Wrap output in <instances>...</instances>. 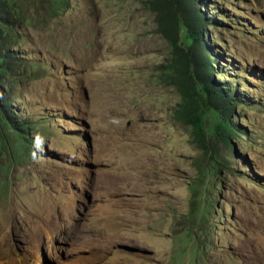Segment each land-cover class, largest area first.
<instances>
[{
    "label": "rangeland",
    "instance_id": "374dc122",
    "mask_svg": "<svg viewBox=\"0 0 264 264\" xmlns=\"http://www.w3.org/2000/svg\"><path fill=\"white\" fill-rule=\"evenodd\" d=\"M148 1L0 0V264H264V0Z\"/></svg>",
    "mask_w": 264,
    "mask_h": 264
},
{
    "label": "trees",
    "instance_id": "16d2710c",
    "mask_svg": "<svg viewBox=\"0 0 264 264\" xmlns=\"http://www.w3.org/2000/svg\"><path fill=\"white\" fill-rule=\"evenodd\" d=\"M147 4H150V9L153 12L159 11L157 23L160 26V33L170 42V44L176 47V41L173 38V27L165 24L166 19L169 18V15L176 17L177 15L182 14V26L186 29L188 38L192 43L201 50V52H207L206 41L204 40L206 34V25L208 24L205 14L201 11L198 2L195 0H155V2L148 1ZM165 5H168L167 12L160 13V10ZM1 9V4H0ZM1 12V10H0ZM1 15V14H0ZM215 21V20H214ZM216 22V21H215ZM9 38V32L4 31L0 26V86L5 80L6 75H8L9 66L8 64L15 60V52L7 46V41ZM205 64L207 69L206 80L209 83V86L214 90L216 97L222 99L220 102L221 107L228 103L230 100H235V95L220 87V83L215 82L214 79L210 80V76L213 73L212 61L205 56ZM217 64V63H215ZM238 81H235L234 84L237 85ZM179 116L184 119L185 122L198 126V123L194 120L195 115L192 112V109H183L179 112ZM193 119V120H191ZM222 120H225V117H222ZM224 140V139H223Z\"/></svg>",
    "mask_w": 264,
    "mask_h": 264
},
{
    "label": "bare ground",
    "instance_id": "6f19581e",
    "mask_svg": "<svg viewBox=\"0 0 264 264\" xmlns=\"http://www.w3.org/2000/svg\"><path fill=\"white\" fill-rule=\"evenodd\" d=\"M2 247H4V246H2ZM1 249H2V248H1ZM3 250H4V249H2L1 252H2ZM1 254H2V253H1ZM2 255H3V254H2Z\"/></svg>",
    "mask_w": 264,
    "mask_h": 264
}]
</instances>
